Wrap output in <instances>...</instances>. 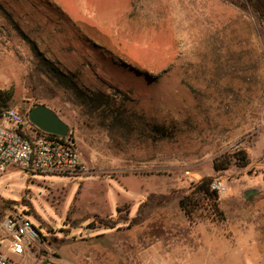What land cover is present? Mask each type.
<instances>
[{
  "label": "rangeland",
  "instance_id": "1",
  "mask_svg": "<svg viewBox=\"0 0 264 264\" xmlns=\"http://www.w3.org/2000/svg\"><path fill=\"white\" fill-rule=\"evenodd\" d=\"M0 93L21 113L56 112L88 167L0 179V217L42 235L18 261L264 263V0H0ZM237 150L249 165L218 172ZM204 177L227 187L219 212L188 217L180 199Z\"/></svg>",
  "mask_w": 264,
  "mask_h": 264
},
{
  "label": "built area",
  "instance_id": "2",
  "mask_svg": "<svg viewBox=\"0 0 264 264\" xmlns=\"http://www.w3.org/2000/svg\"><path fill=\"white\" fill-rule=\"evenodd\" d=\"M55 177L81 178L88 172L75 144L65 137L43 132L18 109L0 111V179L9 171ZM212 190H227L216 180ZM42 244L39 229L28 217L10 211L0 217V264H23V259Z\"/></svg>",
  "mask_w": 264,
  "mask_h": 264
},
{
  "label": "trees",
  "instance_id": "3",
  "mask_svg": "<svg viewBox=\"0 0 264 264\" xmlns=\"http://www.w3.org/2000/svg\"><path fill=\"white\" fill-rule=\"evenodd\" d=\"M42 63L45 65V68L48 70V72L51 74V76L61 85L66 88H72L74 87L75 82L72 80V78L65 74L63 71H61L54 63L51 61L42 58ZM13 95L12 93H0V111L7 107L8 102L12 99ZM90 102L94 104L95 107L110 105V99H108L107 96L102 95L101 93H95L92 97H90ZM32 108L29 109L28 112L22 113L23 115L27 116L29 115V112ZM117 112H120L117 111ZM116 112V113H117ZM56 113V112H55ZM58 115V114H57ZM120 118V116H117V119ZM65 138L70 139L72 138L68 135ZM238 162L239 166L242 168L247 167L249 165V159L246 150H237L234 153L228 154L224 160L220 161L219 159H216L215 161V169L218 172H225L228 171L233 162ZM215 180L211 177H204L202 178L198 183H196L192 191L185 197L180 199V207L184 211V213L191 217L193 214H195L198 209L201 208L202 203L206 204L208 208L213 211V213H218V206H219V193L215 190H212L211 186L212 183ZM10 204V202L5 203L3 206L6 208ZM137 213H139L137 211ZM92 218L96 219L98 223H102L106 225L107 228H110V224H112V221L99 219L97 216L93 215ZM141 217V214H137L133 220L139 221ZM87 218V217H86ZM89 218V217H88ZM87 220V219H85ZM115 226H112L111 228H114Z\"/></svg>",
  "mask_w": 264,
  "mask_h": 264
},
{
  "label": "water",
  "instance_id": "4",
  "mask_svg": "<svg viewBox=\"0 0 264 264\" xmlns=\"http://www.w3.org/2000/svg\"><path fill=\"white\" fill-rule=\"evenodd\" d=\"M30 121L43 132L66 137L69 135V126L48 106L38 104L34 106L28 115ZM259 193L258 189H250L246 191V200L256 196Z\"/></svg>",
  "mask_w": 264,
  "mask_h": 264
},
{
  "label": "crops",
  "instance_id": "5",
  "mask_svg": "<svg viewBox=\"0 0 264 264\" xmlns=\"http://www.w3.org/2000/svg\"><path fill=\"white\" fill-rule=\"evenodd\" d=\"M258 249H259V252L261 253V255L264 256V249L262 248V246L259 245ZM21 260H23V259H21ZM262 264H264V263H262Z\"/></svg>",
  "mask_w": 264,
  "mask_h": 264
}]
</instances>
